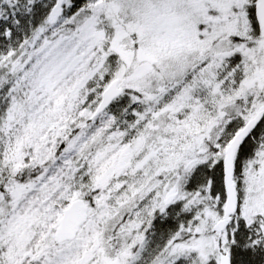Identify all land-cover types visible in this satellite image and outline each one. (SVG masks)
Wrapping results in <instances>:
<instances>
[{
  "label": "snow or ice",
  "instance_id": "snow-or-ice-1",
  "mask_svg": "<svg viewBox=\"0 0 264 264\" xmlns=\"http://www.w3.org/2000/svg\"><path fill=\"white\" fill-rule=\"evenodd\" d=\"M0 264H264V0H0Z\"/></svg>",
  "mask_w": 264,
  "mask_h": 264
}]
</instances>
